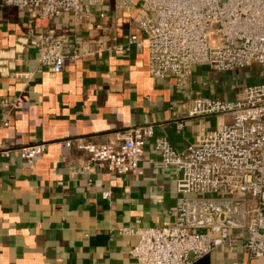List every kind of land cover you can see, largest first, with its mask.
<instances>
[{
	"label": "crops",
	"instance_id": "crops-1",
	"mask_svg": "<svg viewBox=\"0 0 264 264\" xmlns=\"http://www.w3.org/2000/svg\"><path fill=\"white\" fill-rule=\"evenodd\" d=\"M115 6L104 0L84 19L65 13L39 21L43 32L65 40L55 73L39 67L29 44L38 31L33 15L0 0V101L8 102L0 106V264H137L129 252L138 236L128 230L173 221L179 172L161 166L151 139L138 171L125 175L99 169L65 141L116 143L118 132L152 126L179 151L228 120L189 117L196 96L229 99L259 80L207 64L193 66L183 87L173 77H151L145 45L112 47L132 33L143 37L137 4ZM32 143H44V151L29 164L18 148ZM244 235L233 231L232 243L193 264H264L244 251Z\"/></svg>",
	"mask_w": 264,
	"mask_h": 264
},
{
	"label": "built area",
	"instance_id": "built-area-1",
	"mask_svg": "<svg viewBox=\"0 0 264 264\" xmlns=\"http://www.w3.org/2000/svg\"><path fill=\"white\" fill-rule=\"evenodd\" d=\"M2 1L33 15L38 31L31 35L29 44L38 53L39 67L55 73L66 59L65 40L43 32L39 21L65 13L84 19L104 2ZM112 1L117 9L137 4V24L143 32V37L132 33L126 44L112 47L122 50L133 45L141 51L145 45L151 77H173L183 87L198 64H207L217 72L243 70L259 77L254 84H242L229 99L196 96L189 117L221 115L228 120L196 135L179 151L155 136L152 126L118 132L116 143L80 138L65 141L67 147L86 152L99 169L125 175L138 171L151 139L161 166H173L179 172L173 221L162 227L129 229L138 236L129 252L131 257L137 264H193L216 247L232 243V233L238 230L245 233L243 249L248 256L264 258V0ZM1 105L8 102L0 101ZM2 126H8V121ZM43 151L44 143L18 148L20 157L29 164Z\"/></svg>",
	"mask_w": 264,
	"mask_h": 264
}]
</instances>
